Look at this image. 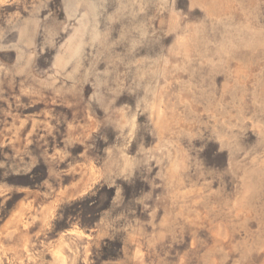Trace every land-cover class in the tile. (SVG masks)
<instances>
[{
  "label": "rangeland",
  "instance_id": "374dc122",
  "mask_svg": "<svg viewBox=\"0 0 264 264\" xmlns=\"http://www.w3.org/2000/svg\"><path fill=\"white\" fill-rule=\"evenodd\" d=\"M0 264H264V0H0Z\"/></svg>",
  "mask_w": 264,
  "mask_h": 264
}]
</instances>
